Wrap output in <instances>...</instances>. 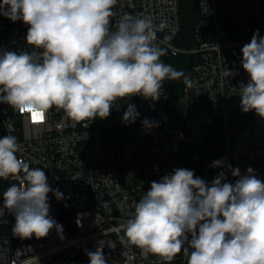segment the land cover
Returning <instances> with one entry per match:
<instances>
[{"label":"built area","instance_id":"obj_1","mask_svg":"<svg viewBox=\"0 0 264 264\" xmlns=\"http://www.w3.org/2000/svg\"><path fill=\"white\" fill-rule=\"evenodd\" d=\"M198 18L192 41H184L182 0H117L111 18L115 31L125 14L150 16L158 26L157 41L164 56H192L193 62L182 98L164 86L160 99L140 96L118 99L106 119L73 123L55 107L42 123L33 122L7 104L0 103L4 135L20 144L18 157L31 168H43L48 183L64 198L49 200L50 216L61 226L47 237L21 240L12 234L15 217L0 214V264H73L78 253L87 256L101 245L107 264H173L162 257L144 254L127 244L122 226L134 206L174 169L184 168L186 156L196 176L208 183L223 171L234 182L227 165L241 174L251 167L264 181V119L241 109V83L248 82L242 67L241 48L257 30L264 36V0H196ZM27 26L0 16V52L32 51L24 38ZM170 37L167 42L165 37ZM191 64V62H190ZM227 69L236 74L224 75ZM139 117L123 122L128 104ZM147 118L158 126L146 129ZM190 148L191 153H188ZM221 160L225 167H212ZM10 186L18 181L9 177ZM0 205L2 199L0 198ZM190 239V236H189ZM183 264L187 260L179 256Z\"/></svg>","mask_w":264,"mask_h":264},{"label":"clouds","instance_id":"obj_2","mask_svg":"<svg viewBox=\"0 0 264 264\" xmlns=\"http://www.w3.org/2000/svg\"><path fill=\"white\" fill-rule=\"evenodd\" d=\"M117 0H0V16L27 26L24 40L32 51L0 52V103L33 122L46 120L55 107L73 123L106 119L118 99L140 96L157 101L165 80L190 84L182 71L166 64V49L157 41L158 26L150 16H122L111 30ZM170 37H165L167 42ZM248 82L241 83V109L264 119V36L253 33L241 48ZM230 69L224 75H235ZM129 103L122 120L139 117ZM142 126H158L145 118ZM14 135L0 138V179L12 178L2 193L0 214L15 217L12 234L37 240L61 226L50 216L53 189L43 168H31L17 153ZM212 167H225L221 160ZM236 179L226 182L219 172L208 183L187 168L174 169L134 206L122 226L124 240L144 254L172 262L183 255L187 264H264V181L249 167L245 174L227 165ZM190 236V239H189ZM89 264H107L101 245L87 252ZM35 259L38 264V257Z\"/></svg>","mask_w":264,"mask_h":264},{"label":"trees","instance_id":"obj_3","mask_svg":"<svg viewBox=\"0 0 264 264\" xmlns=\"http://www.w3.org/2000/svg\"><path fill=\"white\" fill-rule=\"evenodd\" d=\"M198 18V8L196 0H182V19H183V33L184 41L188 38V45L192 41V35L195 23ZM161 60L172 65L176 70L182 71L185 76L188 77L190 69V56L189 55H179L176 57L162 56ZM164 87L175 97L182 98L184 95V88L186 84L183 78L180 80H165L163 82ZM184 168L194 171V167L189 162V157L186 156L184 162ZM10 186L9 178L0 179V198L2 199V193L7 187ZM49 200L55 201V198L48 196ZM8 219H11V213H9ZM73 264H89V260L82 253H78L77 257L74 259Z\"/></svg>","mask_w":264,"mask_h":264},{"label":"water","instance_id":"obj_4","mask_svg":"<svg viewBox=\"0 0 264 264\" xmlns=\"http://www.w3.org/2000/svg\"><path fill=\"white\" fill-rule=\"evenodd\" d=\"M192 59V56L190 57ZM193 65V62L191 61V64H190V68L192 67ZM188 149V153H191V150L190 148H187ZM180 255H178L174 260H173V264H183L180 257Z\"/></svg>","mask_w":264,"mask_h":264},{"label":"rangeland","instance_id":"obj_5","mask_svg":"<svg viewBox=\"0 0 264 264\" xmlns=\"http://www.w3.org/2000/svg\"><path fill=\"white\" fill-rule=\"evenodd\" d=\"M3 131V128H2V125H1V122H0V132Z\"/></svg>","mask_w":264,"mask_h":264}]
</instances>
